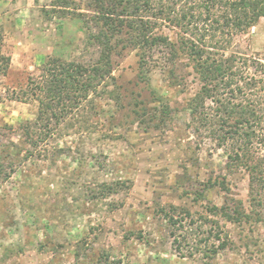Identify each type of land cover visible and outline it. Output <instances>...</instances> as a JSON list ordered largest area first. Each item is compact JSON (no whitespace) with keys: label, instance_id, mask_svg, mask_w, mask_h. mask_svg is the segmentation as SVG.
<instances>
[{"label":"rangeland","instance_id":"1","mask_svg":"<svg viewBox=\"0 0 264 264\" xmlns=\"http://www.w3.org/2000/svg\"><path fill=\"white\" fill-rule=\"evenodd\" d=\"M73 1L70 10L89 15L84 0ZM61 4L0 0V54L9 58L0 60V154L5 162L8 149L16 165L9 178L0 174V264H264V188L253 199L230 145L192 120L186 104L199 82L184 55L155 68L148 85L139 81L136 50L117 39L114 81L91 95L94 108L85 105L79 121L36 147L23 142L21 127L37 112L34 99L16 98L28 78L50 55L84 63L97 56ZM164 32L177 41L176 30ZM225 51L264 58V17ZM137 98L157 128L132 112ZM104 182L123 185L103 193ZM234 209L239 220L223 216Z\"/></svg>","mask_w":264,"mask_h":264},{"label":"trees","instance_id":"2","mask_svg":"<svg viewBox=\"0 0 264 264\" xmlns=\"http://www.w3.org/2000/svg\"><path fill=\"white\" fill-rule=\"evenodd\" d=\"M84 1L89 15L70 10L73 0H62L60 6L81 21V31L86 41L96 47L97 56L84 63L50 55L40 73L28 78L16 98L34 99L37 112L32 121L21 127L23 142L36 147L62 124L72 127L85 105L94 108L91 95L114 81L117 39L124 42L123 47L136 50L139 81L148 85L155 68L173 66L182 54L189 59L199 82V89L188 99L186 109L198 129L206 131L218 145H230L232 162H239L250 174L254 199L264 188V58L227 54L225 50L233 37L246 34L264 17V0ZM164 29L176 30L177 41H172ZM0 60L7 62L9 58L0 54ZM169 73L173 75L172 83L177 84L173 70ZM110 94L113 96V92ZM113 97L117 102L118 95ZM154 99L160 104L159 113L169 115V104L159 95L154 94ZM133 105L132 112L141 123L158 127L154 123L156 116L143 100L137 98ZM6 156L8 160L4 162L0 154V174L9 178L16 165L9 159L8 149ZM122 185L123 182L100 184L103 193H115ZM231 212L222 214L230 221L242 216L237 209ZM225 245L222 241L219 247Z\"/></svg>","mask_w":264,"mask_h":264}]
</instances>
